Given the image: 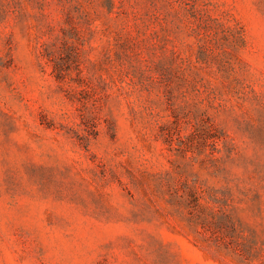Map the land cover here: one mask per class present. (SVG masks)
<instances>
[{
	"label": "rangeland",
	"instance_id": "rangeland-1",
	"mask_svg": "<svg viewBox=\"0 0 264 264\" xmlns=\"http://www.w3.org/2000/svg\"><path fill=\"white\" fill-rule=\"evenodd\" d=\"M0 264H264V0H0Z\"/></svg>",
	"mask_w": 264,
	"mask_h": 264
}]
</instances>
